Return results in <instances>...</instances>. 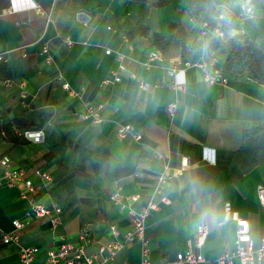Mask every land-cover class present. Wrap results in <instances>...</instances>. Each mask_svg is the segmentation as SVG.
Wrapping results in <instances>:
<instances>
[{
	"label": "crops",
	"instance_id": "1",
	"mask_svg": "<svg viewBox=\"0 0 264 264\" xmlns=\"http://www.w3.org/2000/svg\"><path fill=\"white\" fill-rule=\"evenodd\" d=\"M225 4L228 29L217 19ZM206 19L224 28L226 39L204 28ZM182 30L183 51L179 39L172 41ZM153 33L166 37L160 49L166 57L197 60L207 41L221 63L225 40L248 36L264 49V0L203 2L196 13L188 0H0V51L12 49L0 61V157L8 156L36 186L24 198L21 181L0 185V264L19 262L17 245L1 238L15 218L26 222L20 245L40 248L33 264H49L46 249L62 240L77 242L82 228L89 252L112 238L111 224L122 241L131 226L111 196L138 194L137 207L153 193L163 171L169 201L145 218L152 264H170L208 209L213 219L205 220L209 232L200 264L233 247L235 221H223L227 202L248 219L255 245L264 236V209L256 197L257 185H264V82L226 74L224 84L208 83L193 66L173 76L167 62L146 66L147 52L159 49ZM42 42L48 44L49 63L40 52ZM119 63L124 69L114 81L111 72ZM59 73L71 87H84L81 98L61 87ZM85 99L104 104L100 123L80 116ZM124 124L141 138L119 136L117 128ZM26 130L41 132L40 138L29 139L22 134ZM204 147L214 149L213 162L203 158ZM184 156L188 165L172 174ZM34 168L52 179L43 182ZM30 200L59 205L61 224L53 229L49 218L30 216ZM140 259L141 244L132 241L112 262Z\"/></svg>",
	"mask_w": 264,
	"mask_h": 264
},
{
	"label": "built area",
	"instance_id": "2",
	"mask_svg": "<svg viewBox=\"0 0 264 264\" xmlns=\"http://www.w3.org/2000/svg\"><path fill=\"white\" fill-rule=\"evenodd\" d=\"M31 6H35L39 10V7L32 3ZM12 4V8H14ZM10 7V10H12ZM208 23L203 22V27H207ZM110 28V27H109ZM211 33L218 34L223 33V36H215L220 40L226 39L225 29L219 25L210 27ZM12 49H5L0 51V61L8 58L9 52ZM107 53L110 49L105 50ZM44 54L46 62H50L51 55L49 53V47L46 42H42L41 51ZM123 56L118 53L117 58L121 59ZM167 62V74L173 76L177 71L185 69L187 67H195L201 70L202 79L208 83L218 82L224 84L227 81V76L223 72L221 64L219 63L216 52L208 49L197 60L184 59L179 56L166 57L165 54L157 48L150 49L146 54L145 65L148 66L151 63H163ZM124 69L122 63H119L116 68L111 72V79L119 81L121 79L120 70ZM58 77L62 79L61 87L65 89L70 95L82 97L84 87L75 89L69 85L67 81L62 78L59 73ZM110 80V79H108ZM264 85V83H262ZM171 86L174 88L183 89V85L172 82ZM140 87L145 89L147 86L145 83H140ZM103 108L104 104L101 102L94 103L90 100L83 101V109L80 116L84 119H90L93 123H100L103 120ZM174 104L171 103L167 106L168 111L172 112ZM39 131L26 130L23 135H34L35 139H39ZM132 134L135 139L141 138V133L134 131L133 127L129 124L120 125L117 128V134L119 136H125L126 134ZM203 158L207 161L213 162L214 149L210 147H204ZM0 165L3 168V173L0 176V185L3 183L7 186L15 185L18 182L23 183V189L20 192V196L26 198L30 192L35 189L33 181L26 176L24 169L12 166V162L8 156L0 157ZM188 165V159L186 156L181 159V167L175 169L172 174L178 173L185 166ZM166 168V167H165ZM34 175L39 177L43 182H48L52 179L51 175L46 171L39 168L33 169ZM168 174L164 171L161 172L156 178V185L153 189V193L148 199L141 205L135 206L139 195L131 194L120 198L116 193L111 196L116 204L121 209H125L127 212L130 230L124 234L122 241L116 239L118 236V229L114 224L109 225V229L112 234V238L104 243L98 245L96 252H89L87 250V244L85 240V228H82L78 233V241L70 242L62 240L57 246L48 248L45 251V259L49 264H152L149 258V250L146 243V226L145 218L148 214L155 209H158L161 203H167L169 201L163 183ZM256 197L261 206L264 209V185L259 184L256 187ZM27 213L30 216L35 217H47L49 218L52 228L55 229L62 221V210L57 204L52 207L44 204L43 202L30 200ZM233 220L236 224L234 245L231 248H225L217 257L209 260V264H264V236L259 240L258 245H255L250 235V225L246 217L242 216L237 210L233 209L227 202L224 204V217L223 221ZM12 228L7 232H2V242L6 244H15L18 247V264H33L40 248L36 245H20L19 237L20 231L25 226L26 222L18 218L12 219ZM209 232L208 224L205 220L198 221L195 227L193 235L186 238V247L183 251L177 252L175 259L170 264H200L205 261V258L201 252V248L204 244L206 236ZM132 241H138L141 244V259L138 262L124 261L121 263H113L112 260L116 253L127 243Z\"/></svg>",
	"mask_w": 264,
	"mask_h": 264
},
{
	"label": "trees",
	"instance_id": "3",
	"mask_svg": "<svg viewBox=\"0 0 264 264\" xmlns=\"http://www.w3.org/2000/svg\"><path fill=\"white\" fill-rule=\"evenodd\" d=\"M215 0H188V8H190L194 13H196L203 2L212 3ZM209 29L214 25H218L212 23L210 20L206 19ZM230 27V23L225 24V29ZM205 28V27H204ZM186 32L181 31L178 35V38L175 35L172 36V41L174 45L179 39V45L181 47V51L186 48L187 38L185 37ZM180 36L182 38H180ZM219 40V39H218ZM152 42L159 48L163 49L166 47V37L163 34L153 33L152 34ZM224 54V59L222 60V70L227 67L229 62L241 63L250 77L254 78L259 82H264V49L260 46H257L253 39L248 36H239L236 39L229 40L228 43H225L221 46L219 50ZM217 53V52H216ZM249 135V131H244L243 136L246 137Z\"/></svg>",
	"mask_w": 264,
	"mask_h": 264
},
{
	"label": "clouds",
	"instance_id": "4",
	"mask_svg": "<svg viewBox=\"0 0 264 264\" xmlns=\"http://www.w3.org/2000/svg\"><path fill=\"white\" fill-rule=\"evenodd\" d=\"M217 19L219 21H221L222 23H224V24H227V23L230 22V8H229V6L227 4L222 5L220 7V15L217 17ZM223 35H224L223 33H218V34H214V37L215 36H223ZM203 50L207 53V51H208V42L207 41L204 44V49ZM202 219L203 220H211V219H213L212 210L211 209L206 210Z\"/></svg>",
	"mask_w": 264,
	"mask_h": 264
},
{
	"label": "rangeland",
	"instance_id": "5",
	"mask_svg": "<svg viewBox=\"0 0 264 264\" xmlns=\"http://www.w3.org/2000/svg\"><path fill=\"white\" fill-rule=\"evenodd\" d=\"M228 42H229V40H225L224 44L228 43ZM220 64H222V63H220ZM223 72L225 74H229V75H233V76H237V77H243L245 75H248L245 67L241 63H236V62H229L227 67L225 69H223Z\"/></svg>",
	"mask_w": 264,
	"mask_h": 264
},
{
	"label": "water",
	"instance_id": "6",
	"mask_svg": "<svg viewBox=\"0 0 264 264\" xmlns=\"http://www.w3.org/2000/svg\"><path fill=\"white\" fill-rule=\"evenodd\" d=\"M40 134H41V132L39 133V135H40ZM26 136H27L29 139H31V140H35V137H34V135H32V134H31V135H28V134H27Z\"/></svg>",
	"mask_w": 264,
	"mask_h": 264
}]
</instances>
